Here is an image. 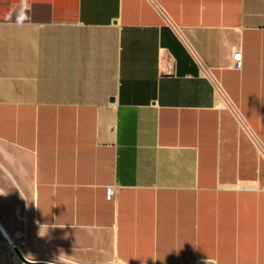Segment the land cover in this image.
<instances>
[{
	"label": "crops",
	"instance_id": "1",
	"mask_svg": "<svg viewBox=\"0 0 264 264\" xmlns=\"http://www.w3.org/2000/svg\"><path fill=\"white\" fill-rule=\"evenodd\" d=\"M0 221L68 264H264V0H0Z\"/></svg>",
	"mask_w": 264,
	"mask_h": 264
},
{
	"label": "rangeland",
	"instance_id": "2",
	"mask_svg": "<svg viewBox=\"0 0 264 264\" xmlns=\"http://www.w3.org/2000/svg\"><path fill=\"white\" fill-rule=\"evenodd\" d=\"M6 229L10 232L11 235H14L15 232L20 231L25 228L26 224L20 223V224H5L4 225ZM24 233V232H22ZM14 237V236H13ZM25 233L24 238L22 240L15 239L16 242H18V245L25 251L26 258L32 261L35 260H45V261H52L59 264H68V263H62L52 260V257L50 254H45L42 250H37L29 245H25ZM0 264H24L21 262V260H18L15 257L14 252L11 250L10 244L8 241L4 238L0 231ZM105 264H117L116 262H106Z\"/></svg>",
	"mask_w": 264,
	"mask_h": 264
},
{
	"label": "bare ground",
	"instance_id": "3",
	"mask_svg": "<svg viewBox=\"0 0 264 264\" xmlns=\"http://www.w3.org/2000/svg\"><path fill=\"white\" fill-rule=\"evenodd\" d=\"M0 231H1L2 235L4 236V238L10 244L11 250L14 252L15 257L18 260H20L19 254L16 252V249H18L20 254L26 258L27 256L25 254V251L18 245V242L15 241V239L22 240L24 238V233L17 231L14 233V235H11L10 232L4 226V224L1 223V221H0Z\"/></svg>",
	"mask_w": 264,
	"mask_h": 264
},
{
	"label": "water",
	"instance_id": "4",
	"mask_svg": "<svg viewBox=\"0 0 264 264\" xmlns=\"http://www.w3.org/2000/svg\"><path fill=\"white\" fill-rule=\"evenodd\" d=\"M16 252L19 254V258L21 262L24 264H55V263H50V262H45V261H32V260L25 258L23 255H21L18 249H16ZM203 264H206V263H203Z\"/></svg>",
	"mask_w": 264,
	"mask_h": 264
},
{
	"label": "built area",
	"instance_id": "5",
	"mask_svg": "<svg viewBox=\"0 0 264 264\" xmlns=\"http://www.w3.org/2000/svg\"><path fill=\"white\" fill-rule=\"evenodd\" d=\"M235 61L237 62V66H240V56L239 55H235Z\"/></svg>",
	"mask_w": 264,
	"mask_h": 264
}]
</instances>
